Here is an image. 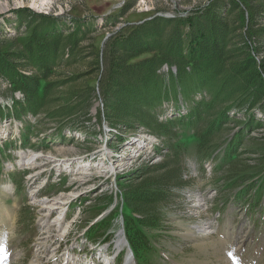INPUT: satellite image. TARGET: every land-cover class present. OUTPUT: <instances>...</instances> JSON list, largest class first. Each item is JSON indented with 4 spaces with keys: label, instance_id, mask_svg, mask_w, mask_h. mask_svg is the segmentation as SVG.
<instances>
[{
    "label": "rangeland",
    "instance_id": "1",
    "mask_svg": "<svg viewBox=\"0 0 264 264\" xmlns=\"http://www.w3.org/2000/svg\"><path fill=\"white\" fill-rule=\"evenodd\" d=\"M210 1L0 0L2 54L22 50L40 15L79 39L41 82L52 86L37 113L18 103L23 93L0 72V264H124L127 255L129 264H264V125L250 130L246 114L230 111L233 120L204 155L186 120L170 125L163 140L120 121L112 125L99 89L102 48L113 36L155 17L186 16ZM237 1L258 11L264 27V0ZM8 59L21 73H38ZM174 72V66L158 70L166 81ZM173 88L176 99L171 93L159 101V119L185 115L202 97ZM254 116L264 123L262 114ZM241 129L242 145L227 156L228 139ZM19 153L39 157L20 164ZM176 172L179 181L162 200L141 208L135 198L127 203L128 192ZM56 197L65 203L50 212L39 205ZM59 213L60 231L47 230L43 217L52 225ZM202 224L209 234L198 232ZM136 230L148 239L139 256L128 236Z\"/></svg>",
    "mask_w": 264,
    "mask_h": 264
},
{
    "label": "trees",
    "instance_id": "2",
    "mask_svg": "<svg viewBox=\"0 0 264 264\" xmlns=\"http://www.w3.org/2000/svg\"><path fill=\"white\" fill-rule=\"evenodd\" d=\"M258 13L237 0H211L186 16L155 17L113 36L101 52L99 89L106 119L112 125L120 121L127 130L145 129L161 140L170 134V125L186 120L182 124L195 127L196 148L204 155L216 145L213 137L221 133L224 123L233 120L230 111L246 114L250 130L253 124L263 126L254 118L255 113L264 116V52L260 53L264 27L257 23ZM39 17L44 20L31 30L21 51L0 52V72L23 93L25 104L18 103L32 113L39 111L52 86L51 82H41L51 75L64 49L73 50L79 41L76 32L64 35L49 17ZM9 55L20 62L19 66L36 68L38 73L19 72ZM162 65L176 69L168 73V81L158 73ZM175 84L185 92L198 91L202 97L185 115L159 119V101L169 100L171 93L176 99ZM242 131L228 139L227 156L242 145ZM178 174L156 176L153 185L134 195L128 192L127 203L135 198V206L141 208L162 200L170 183L179 181ZM140 222L148 224L143 219ZM139 232L128 233L135 256L148 245V239Z\"/></svg>",
    "mask_w": 264,
    "mask_h": 264
},
{
    "label": "bare ground",
    "instance_id": "3",
    "mask_svg": "<svg viewBox=\"0 0 264 264\" xmlns=\"http://www.w3.org/2000/svg\"><path fill=\"white\" fill-rule=\"evenodd\" d=\"M18 157H19V160H18V163H20L21 164V162H25L26 164H29V162H36V160H37V158L39 157V155L38 154H30V155H25V154H23V153H19V155H18ZM46 157V156H45ZM24 159V160H23ZM71 160V159H70ZM36 164V163H35ZM60 197V196H59ZM59 197H56V198H54L52 201L53 202H45V201H39V205H41L42 207H44L45 209H46V212H50V210H51V208L53 209V208H58L59 206L58 205H60L61 206V204H63V203H65L63 200H64V198L62 197V198H59ZM198 199V198H197ZM199 206V205H198ZM197 209H199L198 207H197ZM50 214V213H49ZM47 215V214H46ZM45 215V217H43V219H44V223L46 224V228H47V230H50V229H55V230H59L60 228H59V223H60V221H59V219L61 218L60 216H61V214L59 213L58 215H57V218L54 220V223L51 225H49L48 224V222H46V221H48V218H47V216ZM197 229H198V232L199 233H201V234H209L210 233V231L211 230H209V227L208 226H206V224H202V226H199V227H197ZM60 231V230H59ZM49 233V232H48ZM45 243V242H44ZM117 243L118 244H120L121 245V239H119L118 241H117ZM70 255H72V254H70ZM3 256V255H2ZM65 258V257H64ZM131 261V257L129 256V255H127L126 256V258H125V261H124V264H129V262ZM4 262V261H3ZM67 263V262H66ZM108 263V262H107Z\"/></svg>",
    "mask_w": 264,
    "mask_h": 264
}]
</instances>
